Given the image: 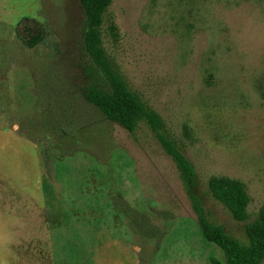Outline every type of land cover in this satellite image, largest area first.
<instances>
[{"label": "rangeland", "instance_id": "374dc122", "mask_svg": "<svg viewBox=\"0 0 264 264\" xmlns=\"http://www.w3.org/2000/svg\"><path fill=\"white\" fill-rule=\"evenodd\" d=\"M24 17L44 29L33 48L17 35ZM85 27L79 0H0V264H226L152 130L131 133L85 101L105 79ZM101 31L194 166L210 217L245 239L207 182H241L251 218L264 203V0H112ZM52 112L92 130L58 152L60 137L50 146L31 124Z\"/></svg>", "mask_w": 264, "mask_h": 264}, {"label": "trees", "instance_id": "16d2710c", "mask_svg": "<svg viewBox=\"0 0 264 264\" xmlns=\"http://www.w3.org/2000/svg\"><path fill=\"white\" fill-rule=\"evenodd\" d=\"M79 2L86 16L83 40L85 49L105 75L104 80L96 79L86 85L83 90L85 101L93 105L107 121L116 123L131 133L136 131L140 123H145L175 163L203 236L222 249L226 264H262L264 203L251 218L248 210L249 195L243 184L229 178L210 177L207 182L208 191L235 220L245 222V239L229 233L221 223L210 217L197 191L198 180L194 166L168 131L160 113L129 87L105 51L101 27L112 0ZM116 28L114 23L110 25L113 36L116 35ZM17 35L26 46L33 48L43 41L44 29L37 20L24 17L18 23ZM27 123L29 124L24 134L32 140L41 141L35 130L29 127L30 122ZM31 124L34 129L44 132V140L49 139L50 146H54L53 140L60 137L57 138L59 141L54 147L63 154L72 150V145L78 143L76 135L72 133L73 130L81 129L83 134H86L87 130H92L91 125L78 120V116L73 115L70 119L68 117L61 120L54 112L43 119L32 120ZM211 261L213 264H222L216 257Z\"/></svg>", "mask_w": 264, "mask_h": 264}, {"label": "crops", "instance_id": "0c3cea01", "mask_svg": "<svg viewBox=\"0 0 264 264\" xmlns=\"http://www.w3.org/2000/svg\"><path fill=\"white\" fill-rule=\"evenodd\" d=\"M111 216H110V214H109V218H110Z\"/></svg>", "mask_w": 264, "mask_h": 264}]
</instances>
